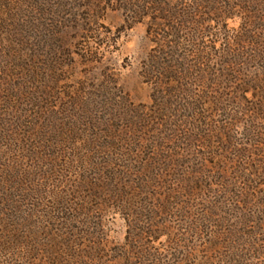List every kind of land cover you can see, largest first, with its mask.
<instances>
[{"label":"rangeland","instance_id":"1","mask_svg":"<svg viewBox=\"0 0 264 264\" xmlns=\"http://www.w3.org/2000/svg\"><path fill=\"white\" fill-rule=\"evenodd\" d=\"M263 250L264 0H0V263Z\"/></svg>","mask_w":264,"mask_h":264},{"label":"trees","instance_id":"2","mask_svg":"<svg viewBox=\"0 0 264 264\" xmlns=\"http://www.w3.org/2000/svg\"><path fill=\"white\" fill-rule=\"evenodd\" d=\"M152 10H156L155 8H153ZM156 12V11H155ZM160 17H162V18H160ZM159 19H164V16L163 15H161V16H159L158 17ZM222 245L221 244H214V246H211V250H212V247H213V249H217L218 250V247H221ZM223 247V246H222ZM214 252H215V250H214ZM262 252V253H261ZM54 253V252H53ZM216 253V252H215ZM259 253H261V254H264V250L263 251H258V254ZM236 255V254H235ZM235 258V256L233 257V259ZM29 261L30 260H28L27 262H26V264H38V263H29ZM0 264H3V262H1ZM232 264H243V259H241L240 257H238L237 256V259L236 260H234V263H232Z\"/></svg>","mask_w":264,"mask_h":264}]
</instances>
